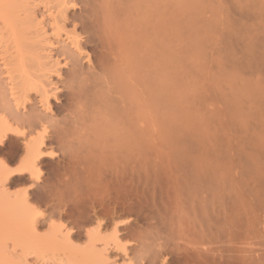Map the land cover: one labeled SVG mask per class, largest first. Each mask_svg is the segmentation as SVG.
<instances>
[{"label": "rangeland", "instance_id": "1", "mask_svg": "<svg viewBox=\"0 0 264 264\" xmlns=\"http://www.w3.org/2000/svg\"><path fill=\"white\" fill-rule=\"evenodd\" d=\"M67 1L68 4L62 0H0V120L7 119L6 123L4 120L0 123V128H6L10 134L0 144V198L5 205L0 207V264H264V0H164L162 27L165 26V96L168 97L162 103L154 92L155 97L151 91L148 95L152 138L149 160L160 169V178L167 174L161 180H157L159 177L137 179L131 198L125 182H121L122 190L120 187L115 189L118 193L112 190L119 197L120 206L118 200L106 204L109 194H105L106 199L103 193L92 191L93 182L99 181L104 168L92 163L97 174L92 173L97 176H94L96 180L93 177L94 181L92 174L88 177L89 170L84 172L93 184L79 174L84 171L79 167L80 153L86 158L84 154L89 156L94 152L89 153L94 149L91 146L88 152L86 145L90 144L83 136L87 132L69 137L65 144L53 134L69 122L65 117L68 98L63 94L70 92L64 89L69 85L66 77L70 66H65V56L60 54L75 48L69 45L66 33L73 31L75 25L78 27L79 19L98 0ZM63 23L65 28L60 27ZM56 61L60 64L56 65ZM82 63L89 65L87 59ZM44 89L50 94L48 108L44 106H47ZM14 99L26 101L25 108L21 105L20 109L16 108ZM31 118L32 124L28 121ZM45 126L51 134L39 147L44 155H40L41 159L36 157L35 165L41 170L36 178L29 174L34 157L27 143L31 142L30 147L35 145L32 140L42 134ZM80 136L86 143L82 142V149ZM69 145L74 149H69ZM195 163V170L188 171V166ZM178 164L182 165L180 169ZM92 165L88 167L91 169ZM19 168L28 170L3 182L7 170ZM204 168L212 169L215 178L216 224L211 253L203 246V239L194 237L196 230L189 222L180 228L174 223L177 214L187 216L184 198L181 199L186 207L181 199H176V192L183 186L195 187L191 174L200 171L198 175H204ZM188 176L191 177L184 179ZM84 181L94 185L92 189L85 186L83 190ZM142 181H147L149 186ZM153 182L158 183L156 191H165L162 197L150 187L155 185ZM78 184H83L79 185L83 191L78 189ZM74 185L78 186V192ZM185 187L181 190L186 191ZM162 194L164 204L160 201ZM32 219L37 222L34 224L37 232L29 235L33 229L29 226L30 230L25 232L27 226L23 225ZM61 225L66 228L60 229ZM91 229L97 231L93 235L98 238L94 236L95 241L89 243L87 231L89 234ZM67 230L73 231L69 242L75 246L67 244L64 237ZM198 240H203L202 246L193 251L188 242ZM92 245L98 247L100 259L95 260L98 255L95 256L97 252ZM80 248L88 252L77 253ZM84 253L87 257L91 253L92 257L89 255L88 259Z\"/></svg>", "mask_w": 264, "mask_h": 264}, {"label": "bare ground", "instance_id": "2", "mask_svg": "<svg viewBox=\"0 0 264 264\" xmlns=\"http://www.w3.org/2000/svg\"><path fill=\"white\" fill-rule=\"evenodd\" d=\"M62 3L68 4V1L62 0ZM163 4H164V0H119V1L118 0L117 1L116 0H98L97 2L91 4L90 9L85 11L84 16L82 15L83 18L79 19L78 27H77V25H75L73 31L66 33L67 39L70 40L69 45L73 46V48H75V50L68 48L66 52H62L60 54V55L65 56V62H66L65 66H70V73L66 77L69 85H67L64 88V89L70 90V92H66L63 94L64 96H66L68 98V100H67L68 101L67 102L68 108H66L67 109L66 112H68V115L67 116L65 115V117H68L66 119H68L69 122L67 120H65V122L67 121V123L66 124L63 123V124H65L64 128H60L57 131H54L53 134H54V136H56V138L59 142H61L62 144H65V142H67V139L69 137L71 139V137H73L75 135H83L82 134L83 131L87 132L86 133L87 136H85L86 135L85 132H84L85 135H83V136H84V138H87L85 140L90 145H88V144L86 145L85 141L83 140V136H80V139L78 141H79L80 145L83 142L84 145H86L87 147L88 146L89 147L91 146V148L94 147V149L92 148V150L90 148V150H91L90 152H89V147H88L89 153H92V151H94V152L92 154H89V156H86V154H84V156L86 158H84L82 156L83 155L82 152L80 153L82 155L77 153L78 155L83 157V158H81L79 156L80 159L79 158L76 159L77 161H78V159L80 160V161H78L80 164L79 167L82 166L83 168L81 167V169L84 170V171L80 172V169H79V172H80L79 174L82 175V178H84L83 180H86L88 177H90V174L95 173L96 170L94 171V166L92 165V163H95V165L98 164L99 167H101V169L104 168L101 171L102 175H101V172L97 170V172H100L101 178L97 179V178H95V177H97V176H95L97 174L96 173H95V175L92 174V179L95 176L94 179L99 180L96 183V181H94V179H93V181H94L93 183H95L94 184L95 186L92 185L93 184L92 180L90 178H88V179H90V183H92L91 186L95 187V188L93 187L94 190H92V191H95V189H96L100 193H103L102 196L106 197V199L108 197L105 194H109V201L106 204H108L109 202L110 203L113 202L115 204L118 200L117 203L120 206L121 202L119 201V197H117V194L114 195L113 191L116 189V187H117V189L119 187L121 188V186H122V185H120L121 182L122 183L125 182L124 185H125L127 195L129 198H131L132 194L134 193L133 190L136 189V188H134V186L136 185L134 183L137 179H139V180L143 179V181L150 180V178L155 179V178L159 177V174H160V171H159L160 169L157 168L158 166L156 167L155 163L149 160L150 159L149 144H150V142H152V140H151L152 138L150 137V134H149V131H150L149 118H150L151 112H150L148 95H149L150 91H151V94L154 92L156 94V96L159 97L161 100L160 101L158 98V101L162 102V103L165 102L166 96L168 97V95L165 96V93H166V91H165V87H166L165 86L166 85L165 84V82H166L165 81V79H166L165 78L166 77L165 72L166 71H165V61H164L165 60L164 59L165 58L164 57L165 56L164 55L165 54V44H164L165 41H164V37H163V36H165L164 35L165 32L163 31V30H165V29H163V27L165 28V26L162 27V25L165 23L164 22L165 18H163L164 14H165V12H164L165 6H163ZM62 12L63 11H61L60 13H62ZM64 13H65V11H64ZM155 16H157V18L159 16V19H157ZM63 21H66L65 16H64ZM157 24H158V26H157ZM65 26H66L65 23H63L60 27L65 28ZM157 27H158V29H157ZM78 30H80V32H78ZM153 31H154V33H153ZM163 32H164V34H163ZM66 46L68 47V45H66ZM50 53H51V51H50ZM18 55H19V53H18ZM83 59H87V62L89 64L88 67H86L85 64L82 63ZM57 61L55 62L56 65L60 64ZM11 79H13V77ZM13 83H15V81ZM70 83H72V85ZM44 87H46V86H44ZM154 87H155V90H153ZM42 89H43V87H42ZM104 89L108 94H105L106 92L104 93V91H103ZM138 89H140V91H138ZM55 90H58V88H56ZM43 92H44V93H42L43 98L46 99V104H47V106L45 104H44V106L48 108V102L49 101L47 102V99H48V95H50V94H48L49 92L46 91L45 89ZM154 93H153V95H154ZM11 94L14 96V93H11ZM154 97H155V95H154ZM14 100L17 103L16 108L20 109L19 108L20 105L23 106V108H25L24 105H25L26 101H24V100L17 101V99H14ZM160 104H158V106ZM80 108H83L84 110L81 109L79 111ZM3 120L4 119L2 118L0 120L1 121L0 123H2ZM33 120L34 119L31 118L28 121L31 122L30 124H32ZM4 122L6 123L7 119H6V121L4 120ZM43 128H44V129H42L43 132H41L42 134L40 133L41 135L39 134L40 136L36 138L37 140L31 139L32 142L35 140L33 143H35L36 146L34 144H31V146L32 145L33 146L30 147L31 142H28L29 145L27 143V146L29 147V148L28 147L27 148L30 149V152L33 153V155H32V153L30 155H32L34 157V161L31 160V161H33L32 163L34 165V166L32 165V168L33 167L34 168L33 169L28 168V169H31V171L29 170L30 172L29 171L28 172H29V174L31 173V175H34V177L36 176V178H38L37 176L40 175V172H39L40 169L37 170V166L35 165V163H36L35 161H37V158H38L37 156L40 157V155L42 154L41 150H40V148H42V147L40 145H43L45 143L46 136L49 135V137H50V134H51V132H48V130H49L48 127L45 126ZM0 129H5V130H0V144H2L5 141V139L9 138L10 134L6 131V128H0ZM52 138H54V137L52 136ZM75 138H76V136H75ZM74 140H73V142H74ZM68 142H72V141L70 140ZM79 143L77 145H79ZM80 145H79V147H80ZM69 147H70L69 149H74L73 147H71V145H69ZM77 149H79V148H77ZM81 149H82V145H81ZM85 151H86V149H85ZM28 152H29V150H28ZM28 152H27V156H28ZM76 152H78V151H76ZM42 155H44V153ZM68 156H70V155H68ZM74 156L76 157V155H74ZM41 157H40V159H41ZM71 159H73V158H71ZM69 161H70V159H69ZM180 163H182V162H180ZM186 163H184V164H186ZM79 164H77V165H79ZM197 164L199 165L198 162H197ZM197 164L196 163H195V165L193 164L192 167L188 166L187 170L189 171L193 168L192 169V172H193V170H195L194 166H197ZM77 165H76V167H77ZM90 165H92L93 168L90 169V167H88ZM98 165H96V166H98ZM179 166H182V165L178 164V167ZM205 166H208V165L206 164ZM76 167H75V169L77 170V168H79V167H77V168ZM87 167H88V169H87ZM96 168L97 167H95V169ZM160 168H161V166H160ZM207 168H204L205 169L204 175H200V174L198 175V173L200 171L197 173V175L191 174V176L195 180L194 181L195 187L190 185V186H192V188L187 189V187L183 186V188L185 187L187 190L182 191L183 188H179L180 189L179 191H182L181 193H179V191L177 189L178 192H176V193H178V194L176 195L177 196L176 199L180 200L182 197L184 198V201H185L187 207L183 203L184 202L183 199H181L182 202L179 200L178 201H179V203L180 202L183 203L184 204L183 206L186 207V208L184 207L185 208L184 212L186 213L187 216H181L183 214H181V215L177 214L178 218L176 219L177 215H176V211H175V214H172V217L174 218V220L175 219L177 220L174 223L177 222L176 224H178L177 226H179V228L182 226H185L187 224L186 222H189L190 225H192L194 227V229L196 230L194 233V237L197 239L198 238L203 239L204 240L203 246H206L207 247L206 251L208 253H211L213 251L212 245L214 244V239H215V235H214L215 220L214 219L216 216L215 215L216 212H215V201L214 200H215L216 196H215V190H214V188H215L214 179L215 178L213 179L214 176L212 175L213 173L211 172L212 169L210 171L209 170L206 171ZM19 169H22V170H19ZM19 169H17V170L13 169L14 171L11 170L10 172L7 170L6 171L7 174L5 173V175H4L5 177H4L3 182L5 181L7 183V181H9V180L11 181L12 179H14L18 176L20 177V176L24 175V173L28 170V169L26 170L25 168H19ZM162 169H163V167H162ZM164 169L166 170V168H164ZM179 169H180V167H179ZM208 169H210V167ZM86 170L87 171L89 170L88 173L86 172ZM91 170H93V171H91ZM90 171H91V173H89ZM103 171H105V172L103 173ZM188 171H187V173H185V172L184 173L188 174ZM84 172L89 174V176L86 174L84 175ZM164 173H165V171H164ZM181 173L184 174L183 171ZM74 174H76V173H74ZM165 174H167V173H165ZM100 175L98 173V177ZM164 175L162 174V176H164ZM188 175H190V174H188ZM162 176H161V178L160 177L157 178V180L158 179L161 180L163 178ZM191 176L185 177L184 179H187V178L189 179V177H191ZM85 177H87V178H85ZM88 179L86 181H89ZM71 180L72 179H70V181ZM139 180L137 181V183H140ZM86 181H84V182L86 183ZM163 181L166 182L167 177H166V180H163ZM76 182L78 183V181H76ZM146 182L145 183L143 182V183L146 184ZM169 182H170V180H169ZM71 183H70V186L72 185ZM73 183L75 184V182H73ZM90 183H89V185L86 183V185H84V186H83V184H78V186L82 185L83 190H84L85 186L86 187L89 186L88 188L91 187ZM156 184H158V183H156ZM156 184L155 185L152 184V186L150 184V187L155 189V191L157 189ZM167 184H168V182H167ZM167 184H164V185H166V186H164L165 188L167 187ZM185 184L186 183H184L182 185H185ZM191 184H192V182H191ZM146 185H145L146 187L149 186L148 183ZM160 185H162V184H160ZM168 185H171V184H168ZM182 185H181V187H182ZM3 186H5V185H3ZM82 186L81 187L79 186V188H78V189L81 188V191H83ZM75 187H73V188H75ZM77 187H76V189H74L75 191L78 190ZM158 187H160V186H158ZM164 187L162 186V188H164ZM72 189L70 190V193H72L71 192ZM91 189H92V187H91ZM149 189L151 190V188H149ZM74 190H73V192H74ZM121 190H122V188H121ZM170 190L171 189H169V191ZM85 191L89 192V190H85ZM97 191H96V193L98 194L99 192H97ZM106 191H109V192L111 191V192L108 193ZM118 191L119 190H115L114 192L118 193ZM156 192L160 193V191H156ZM164 192L161 191V193H163V194H164ZM96 193H95V195H97ZM161 193L159 195L160 197H162ZM166 193H165V195H166ZM74 194H75V192H74ZM171 194H173V192ZM179 194H181V196H179ZM77 195H78V193H77ZM91 195H93V194H90V196ZM169 195L167 194V196H169ZM26 196H27V194L25 193L24 199L27 201ZM74 196H73V198H74ZM154 196H156V195H154ZM159 196L157 195L156 198L158 199ZM178 196H179V198H178ZM97 197L98 196H96V198ZM171 197L172 196L170 195L169 198H171ZM94 198L95 197H93V199ZM166 198H168V197H166ZM236 198H235V200H236ZM75 199H74V201H75ZM102 199L103 198L101 197V200ZM161 199H160V201H162V202L165 201L164 195H163L164 200L163 199L161 200ZM1 200L2 199L0 198V207L2 205ZM241 200L243 201V199H241ZM99 201L100 200H98V202ZM3 202H5V201L3 200ZM164 203L165 202H163V204ZM96 205H97V203H96ZM109 205H111V204H109ZM2 206L4 208L5 205H2ZM21 207L25 208V206H21ZM72 207H74V206H72ZM99 208H100V206H99ZM101 208H104V206ZM116 208H117V206H116ZM2 210H4V209H2ZM93 210H95V209H93ZM102 210H105V209H102ZM114 211L112 210V212H114ZM177 211H179V210H177ZM224 211H226V210H224ZM2 212L5 213V211H2ZM217 213H218V209H217ZM224 214H225V212H224ZM37 216L39 217V213ZM42 216L43 215H40V217H42ZM227 216L228 215H226V219H227ZM35 217H33V218H35ZM170 217H171V215H170ZM230 217H231V215H230ZM37 219L35 218V220H37ZM35 220L32 219L31 223H29V222L25 223L24 222L23 226H27V228H29V226H30L31 230L33 229V231H34V232L32 231L33 233L28 232L30 230V228L28 230H26L27 228L24 227L25 228L24 231L25 232L27 231L28 232L27 234H29V235L30 234L34 235V233L37 232L35 230V227H34L37 225V222L35 223ZM171 220H173V219L171 218ZM225 222H227V221H225ZM229 223L227 222V225ZM34 224H36V225H34ZM76 225H78V224H76ZM100 225L101 224H99L98 227ZM231 225H234V224H231ZM224 226H226V223L224 224ZM61 227H60V229H62V230H64L66 228L64 225L63 226L61 225ZM100 227L98 229H100ZM78 228H80V227H78ZM197 229H199V231H197ZM90 232L88 234V231H87V235L89 236L88 237L89 243H90V241H93L92 239H94V241H95L96 238H94L95 235H93V234H96L97 231L95 233V231L91 229ZM71 233H73V231H68L66 234L64 233L65 236L62 233V235L66 238V241H68V242L70 241L69 238H71L73 235ZM95 237H97V236H95ZM60 238H61V236H60ZM203 240H201V241L203 242ZM63 241H65V240H63ZM66 241L64 243H66ZM202 242H199V240L197 242H188V245L193 249V251L194 250L197 251L198 246L199 247L202 246V245H200V243H202ZM72 243L73 242L71 241L67 244L68 245L70 244L72 246ZM73 245L75 246V243H73ZM93 245H95V244H93ZM93 245L91 247H93ZM71 248H73V247H71ZM76 248H78V247L76 246L75 250H76ZM89 248L90 247H88V249ZM93 248H95L94 251H96L97 254H95V252H94V254H95V256H97L98 253H100L99 250L97 249L98 247L96 248V246H95ZM80 249H78L79 251L77 250V253L78 252L80 253V251H82V252L85 251V249H83V250L82 249L80 250ZM90 250H91V248H90ZM90 250H89V252H90ZM91 252L93 254V250ZM89 255H91V253H89ZM89 255H88V257H90ZM86 257H87V255H86ZM91 257H92V255H91ZM98 257H100V255H98L95 258V260H97ZM98 259H100V258H98ZM93 261H94V259H93Z\"/></svg>", "mask_w": 264, "mask_h": 264}]
</instances>
